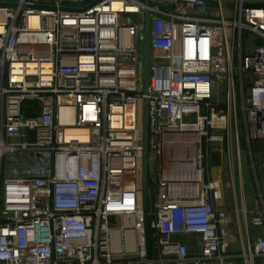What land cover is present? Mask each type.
Wrapping results in <instances>:
<instances>
[{
	"label": "built area",
	"instance_id": "obj_1",
	"mask_svg": "<svg viewBox=\"0 0 264 264\" xmlns=\"http://www.w3.org/2000/svg\"><path fill=\"white\" fill-rule=\"evenodd\" d=\"M144 10L0 0V264H264V204L244 192L245 154L264 146V7L150 0L151 259Z\"/></svg>",
	"mask_w": 264,
	"mask_h": 264
},
{
	"label": "water",
	"instance_id": "obj_2",
	"mask_svg": "<svg viewBox=\"0 0 264 264\" xmlns=\"http://www.w3.org/2000/svg\"><path fill=\"white\" fill-rule=\"evenodd\" d=\"M210 4H223V5H241L250 7H264V0H204ZM3 5V4H1ZM145 10L143 12V103H142V135H143V153H142V180H141V196H142V211L144 215V234H145V247L147 258L152 257V242L150 232V218H149V164H148V121H149V107H148V88H149V66H150V35H151V18H150V0H144ZM69 11L67 9H63ZM75 11L77 10H70ZM28 142L33 140V131H27ZM214 161L217 157L214 156ZM248 172H244V179L248 178ZM250 203V201L248 202ZM251 233H253V230Z\"/></svg>",
	"mask_w": 264,
	"mask_h": 264
},
{
	"label": "rangeland",
	"instance_id": "obj_3",
	"mask_svg": "<svg viewBox=\"0 0 264 264\" xmlns=\"http://www.w3.org/2000/svg\"><path fill=\"white\" fill-rule=\"evenodd\" d=\"M144 1V0H143ZM233 6L231 5H224L225 11L229 12ZM244 41H246L247 37L244 35ZM13 143H17L18 140L13 139ZM244 148V146H243ZM257 149V150H255ZM244 153H246L245 148L243 150ZM245 161H246V170L250 173V179L247 183L244 182V192H245V204L247 203L248 199L252 198L254 196V199L256 200L255 203H252V207L259 209L261 207V203L264 204V146L262 144H253V156L249 157L247 154H245ZM256 178L258 180V183H256ZM153 179V176L150 175L149 182L151 183ZM3 181V177L1 179ZM0 182V186H1ZM149 183V203L151 204L154 188ZM250 186V188H249ZM259 194L262 195V202L260 200ZM0 210H1V194H0Z\"/></svg>",
	"mask_w": 264,
	"mask_h": 264
},
{
	"label": "crops",
	"instance_id": "obj_4",
	"mask_svg": "<svg viewBox=\"0 0 264 264\" xmlns=\"http://www.w3.org/2000/svg\"><path fill=\"white\" fill-rule=\"evenodd\" d=\"M255 150H257V149H255ZM213 165L215 166V168H213V172H214L215 176L223 178V181H224L223 197H222L221 202L218 203L217 208L227 212L228 218L230 220H232V182L229 183V181L226 180V177L223 176V171L221 173V168H219L220 165H219L218 161H216V162L214 161ZM247 172L249 175H248V178L246 179V182H248V180L250 179V173H249V171H247ZM236 203H238V205L240 204L239 197H238V200H236Z\"/></svg>",
	"mask_w": 264,
	"mask_h": 264
},
{
	"label": "bare ground",
	"instance_id": "obj_5",
	"mask_svg": "<svg viewBox=\"0 0 264 264\" xmlns=\"http://www.w3.org/2000/svg\"><path fill=\"white\" fill-rule=\"evenodd\" d=\"M113 8L117 10V9H119V5L116 4V5L113 6Z\"/></svg>",
	"mask_w": 264,
	"mask_h": 264
}]
</instances>
